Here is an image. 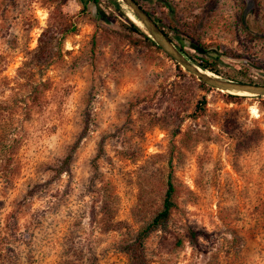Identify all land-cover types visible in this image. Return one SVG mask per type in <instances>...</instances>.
<instances>
[{"label":"rangeland","instance_id":"obj_1","mask_svg":"<svg viewBox=\"0 0 264 264\" xmlns=\"http://www.w3.org/2000/svg\"><path fill=\"white\" fill-rule=\"evenodd\" d=\"M135 1L201 73L264 85V0ZM200 83L109 0H0V264H127L168 175L146 264H264V97Z\"/></svg>","mask_w":264,"mask_h":264},{"label":"trees","instance_id":"obj_2","mask_svg":"<svg viewBox=\"0 0 264 264\" xmlns=\"http://www.w3.org/2000/svg\"><path fill=\"white\" fill-rule=\"evenodd\" d=\"M93 1L96 2V0H93ZM109 1L111 2L113 8L116 11H119V13L124 18L126 25H127V29L130 33H133V34L137 35L138 37H140V39H142V41H144L149 46H152V47L158 49V47L156 46V44L154 42H152L137 26H135L132 22H130L127 18H125V16H123V14L120 12V2H116V0H109ZM245 1H246L247 8H250L251 0H245ZM146 14L149 17H151L148 12H146ZM159 29L162 31V29L160 27H159ZM163 34L166 36V34L164 32H163ZM173 46L175 47V49L180 54H183L180 46L179 47H176L175 45H173ZM197 48H200V47H197ZM200 49L203 50V48H200ZM196 66L203 71H208V72L212 73L213 75L219 77V73L215 69L212 68L211 64L208 63L207 60L200 59L199 62L196 64ZM210 73H208V74H210ZM225 79H227V78H225ZM228 80H231V79H228ZM231 81L241 82V81H236V80H231ZM246 83L252 84V82H250V81H247ZM199 86L203 87V84L200 83ZM223 96L229 100H241V99L245 98V96H234V95H228V94H225ZM204 105H205V101H204V99H202L200 102H198V106H196L195 109L202 112V108ZM12 141H13L12 132H8L7 134H1L0 135V155L1 156H2L3 152H6L5 150L11 149V147H12L11 142ZM66 161H67V159H65L64 163H66ZM63 171L64 170L60 169L58 174L60 172H63ZM169 179H170V176L168 175L167 181H166V189H165L164 194H163V198L161 201V206H160L159 211L152 217V219L148 222V224L146 226H144L143 228H141L137 232L134 241L122 250V253L125 254L127 257V264H146V262L144 260V255H143L144 240L148 237V235L150 233H152L156 230H159V229H163L165 227V224L168 220L170 212L174 207L173 200H172V198H173L172 197L173 187H172V184L170 183ZM189 235L191 238L194 237L193 232H189Z\"/></svg>","mask_w":264,"mask_h":264},{"label":"water","instance_id":"obj_3","mask_svg":"<svg viewBox=\"0 0 264 264\" xmlns=\"http://www.w3.org/2000/svg\"><path fill=\"white\" fill-rule=\"evenodd\" d=\"M116 2L118 1L116 0ZM120 2L130 11L131 15L136 19L141 27L144 28V34L151 38L152 42H154L156 46L164 52V54H166L189 74L195 76L199 82L223 94L234 96L264 97V85L222 80L217 76L211 77L207 74L201 73L196 67L191 66L186 61V59L172 46L169 39L158 28L153 19L146 14V12L135 0H120ZM195 51L200 54L203 53V50L197 47L195 48Z\"/></svg>","mask_w":264,"mask_h":264},{"label":"bare ground","instance_id":"obj_4","mask_svg":"<svg viewBox=\"0 0 264 264\" xmlns=\"http://www.w3.org/2000/svg\"><path fill=\"white\" fill-rule=\"evenodd\" d=\"M118 2H120V0H117ZM138 24V23H137ZM201 72V71H200ZM204 73V72H203ZM204 74H207V73H204ZM208 75V74H207ZM209 76V75H208Z\"/></svg>","mask_w":264,"mask_h":264}]
</instances>
